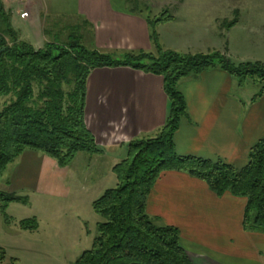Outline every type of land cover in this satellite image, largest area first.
I'll return each instance as SVG.
<instances>
[{"label":"crops","instance_id":"crops-1","mask_svg":"<svg viewBox=\"0 0 264 264\" xmlns=\"http://www.w3.org/2000/svg\"><path fill=\"white\" fill-rule=\"evenodd\" d=\"M114 1L79 0L82 23L93 27L98 50L110 55L153 52L147 19L154 18L152 10L169 12L168 5L142 3L141 9H132L129 0H122L123 8ZM213 1L178 0L172 19L156 27L162 48L181 55L221 48L215 38L219 23L224 21L216 15L219 6ZM32 30L22 36L32 33L36 48H43L39 45L44 35L40 19L33 17ZM178 88L187 113L175 135L177 153L237 168L246 166L251 148L264 137V97L252 98V93H246L244 86L239 87L219 67L181 80ZM169 108L162 77L124 66L96 69L87 84L86 125L102 153L79 154L62 168L43 154L26 151L6 175L5 190L11 195L34 192L67 199L71 196L69 173L73 165L81 163L83 192L108 181L99 191L105 193L117 182L113 168L126 159L129 144L157 135ZM247 203V199L229 194L219 197L187 174L168 172L158 180L147 212L162 224L177 227L181 240L195 246L192 249L198 255L189 254L192 264H264V234L247 231L244 226Z\"/></svg>","mask_w":264,"mask_h":264},{"label":"trees","instance_id":"trees-1","mask_svg":"<svg viewBox=\"0 0 264 264\" xmlns=\"http://www.w3.org/2000/svg\"><path fill=\"white\" fill-rule=\"evenodd\" d=\"M136 0H129L133 2ZM0 0V178L26 151L43 154L62 168L79 154L102 153L86 125L87 84L96 69L131 67L164 80L170 108L165 125L154 137L131 142L126 159L113 168L117 186L93 202L100 217L98 237L76 264H192L177 227L160 222L147 212L152 192L164 173H184L206 184L219 197L227 194L247 199L244 226L264 234V137L250 150L246 166L181 156L175 135L187 113L179 82L219 67L238 82L261 85L264 63L234 64L221 53L181 55L164 50L156 27L172 16L163 11L148 18L153 52H133L123 61L85 46L88 22L69 27L64 42L56 39L36 48L24 41L11 25V14ZM238 23H230L232 28ZM225 24V23H224ZM87 38V39H86ZM3 99H10L2 104ZM26 199L0 193V211ZM33 231V219L21 222ZM0 264H18L0 248Z\"/></svg>","mask_w":264,"mask_h":264},{"label":"rangeland","instance_id":"rangeland-1","mask_svg":"<svg viewBox=\"0 0 264 264\" xmlns=\"http://www.w3.org/2000/svg\"><path fill=\"white\" fill-rule=\"evenodd\" d=\"M38 3V0H4L3 4L6 11L11 14L13 29L21 36L22 33L33 31V17H36V20L40 19L44 34L39 42L41 47L56 39L64 42L68 36V28L84 20L79 14V0H40L39 4L43 9L40 14L37 11ZM124 3L122 0H115L113 4L123 8ZM142 3L151 4L153 7L154 4L168 5L169 15H172L178 0H136L130 2L129 7L141 9ZM213 3L219 6L216 15L225 23H221L222 25L219 23V30L216 31L218 37L215 38V43L219 40L222 46L218 49L209 48L203 54H225L237 65L243 62L264 63V0H214ZM24 13L29 14L25 21L20 17ZM161 13V10H152L154 17ZM234 21L238 23L229 28L230 23ZM83 33L88 35L85 46L98 50L93 27L90 26ZM220 35L224 37H219ZM22 39L38 47V44L33 42L32 33L27 37L25 34ZM112 57L118 61L126 58L125 54L115 53ZM244 91L252 93L251 97L256 100L264 97H259L262 86L255 85L252 81L245 84ZM9 100L3 99L2 104ZM16 162L10 165L0 178V193H8L5 190V178ZM82 170L81 163L73 165L68 179L71 196H67V199L34 192L33 195L13 194L27 201L26 204L11 203L4 213L0 211V248L5 251L9 260L15 259L18 264H76L82 254L92 248L94 240L99 235L97 224L101 222L93 210V201L104 194L103 191H99L108 181L101 187L91 189L87 193L83 192L79 182ZM116 186L117 182L111 187ZM30 219H33V231L23 230L21 222ZM156 223L162 225L155 221ZM181 241L186 250L191 251L188 255H198V252L192 249L195 246L186 243L187 240Z\"/></svg>","mask_w":264,"mask_h":264},{"label":"built area","instance_id":"built-area-1","mask_svg":"<svg viewBox=\"0 0 264 264\" xmlns=\"http://www.w3.org/2000/svg\"><path fill=\"white\" fill-rule=\"evenodd\" d=\"M29 17V14L28 13H24L21 15V19H26Z\"/></svg>","mask_w":264,"mask_h":264}]
</instances>
